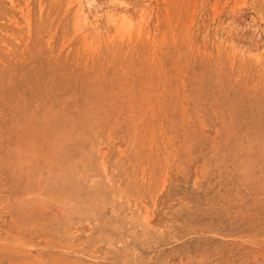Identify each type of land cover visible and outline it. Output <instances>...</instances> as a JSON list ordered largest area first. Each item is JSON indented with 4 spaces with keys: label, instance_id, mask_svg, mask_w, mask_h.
I'll return each instance as SVG.
<instances>
[{
    "label": "rangeland",
    "instance_id": "obj_1",
    "mask_svg": "<svg viewBox=\"0 0 264 264\" xmlns=\"http://www.w3.org/2000/svg\"><path fill=\"white\" fill-rule=\"evenodd\" d=\"M0 264H264V0H0Z\"/></svg>",
    "mask_w": 264,
    "mask_h": 264
},
{
    "label": "bare ground",
    "instance_id": "obj_2",
    "mask_svg": "<svg viewBox=\"0 0 264 264\" xmlns=\"http://www.w3.org/2000/svg\"><path fill=\"white\" fill-rule=\"evenodd\" d=\"M79 13H80V17H81V20H87V17H85V13H84V10H83V7L80 5V8H79ZM125 13H127V11H125Z\"/></svg>",
    "mask_w": 264,
    "mask_h": 264
}]
</instances>
